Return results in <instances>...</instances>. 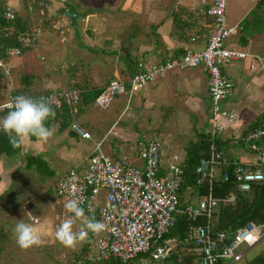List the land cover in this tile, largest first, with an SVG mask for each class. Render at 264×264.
<instances>
[{"label": "crops", "instance_id": "1", "mask_svg": "<svg viewBox=\"0 0 264 264\" xmlns=\"http://www.w3.org/2000/svg\"><path fill=\"white\" fill-rule=\"evenodd\" d=\"M119 1L0 0L2 12L7 6L15 11L19 30L23 31L19 33H28L36 28L41 30L39 57L44 59L41 60L38 54L33 53V50H25L19 58L2 59L4 65L10 69V76H3L0 69V77L6 80V86L0 87V104L12 95L22 94L38 98L54 91H67L71 88H76L81 93L92 89H104L114 80L130 79L135 74V66L139 61L157 62L173 57L180 58L187 49L193 51L205 49L211 20L204 14L201 0H141L136 6L139 11H146L147 17L142 25L141 36H139V30L134 32L128 30L134 24L133 21L126 18L118 19L121 12L114 11L116 9L114 3ZM258 2L259 0L226 1L227 24L238 29L237 35L228 41V45L247 52H250L249 49H251L250 53L264 56V30L249 37L246 47L238 45L240 24ZM46 3L48 7L45 8ZM133 5L134 3L130 6ZM128 6H125V9ZM67 11L72 15L71 26L66 28L61 35L57 24ZM125 13L126 11L123 10V14ZM114 14L119 16L116 17ZM90 25H93L90 27L93 32L89 31ZM59 37H62L66 47L63 48V53L58 56H63L66 51H70L76 57L74 63L72 62L75 70H72L73 73L71 72L73 76L71 81L67 75L68 71L66 73V70L70 68L63 67V62L60 61L62 59L56 58L55 62L51 63L52 44ZM193 38L195 41H192ZM76 41L80 43L77 45ZM82 43L87 44V47L94 48L95 52L86 49L87 47L82 46ZM122 47L126 57L141 58L134 66L132 64V68L129 60L126 72H123L121 54L117 51ZM92 59L95 62H93V66L91 65ZM105 63H113L107 71H105L106 67L102 66ZM79 65H83V68L80 69ZM223 70L235 84L234 96L226 103V107L237 116L236 124L224 131L214 130L213 117L210 112L208 77L201 68L176 70L158 78L134 96L131 108L138 118L149 112L150 115L154 114L158 120L175 119L179 123L178 128H186L188 131L195 132L197 129L204 131L211 125L212 130L205 134L216 135L221 140V146L225 151L233 154L230 156L231 160L239 164L255 165L256 154L250 152L249 145L246 144L245 139L242 141V137L243 131L264 114V74L260 70L250 71L246 62L230 63ZM107 73L108 76L106 75L105 81L102 82L101 74L104 76ZM84 80L85 82H83ZM116 101L112 106L115 105V110L118 111L122 104L119 102L115 104ZM96 106L95 102L83 105L80 100L76 112L73 111L70 117L55 118L53 116L49 119L48 127L53 129V135L47 142L37 139L32 141L27 138L20 143V151L16 155H0V182L6 185L4 193L0 195V200L3 199V196L8 195L12 187L17 184L18 180L16 177L14 180L13 174L16 173L15 176H17L18 170L25 169L24 156L41 157L49 167L72 164L69 171L85 166L88 157L92 154L93 145L86 152L83 145L84 139L72 131V125L79 124L91 135L90 140L93 141L91 134L93 130L99 131L103 128L102 120L95 118L97 116H95ZM206 106L209 108L206 109ZM206 111H209V114ZM182 112H187V115H182ZM164 114L165 116H163ZM191 116L197 120L196 125L191 124ZM205 122H207L206 125ZM115 124L116 122L106 132V135H112L115 140L113 146H108L106 151L115 158L127 157L125 156L127 154L121 155L119 149H122L123 141L125 147L128 145L129 140L125 138L129 134L125 130H117ZM220 124L226 126L224 120H220ZM201 131L195 133L196 136L200 137ZM94 134L97 133L94 132ZM136 141L139 140L136 139ZM96 144L94 142V145ZM180 146L177 144L172 145L171 148H168L167 145L164 146L163 172L167 170L173 155L180 156L183 161L186 160L188 147L184 145L180 149ZM260 148L264 151V140H262ZM234 149L241 150L239 155L242 154L245 159L236 158ZM67 174L68 172L56 179L53 187ZM37 183L39 181L36 180L20 181L18 186L20 184L25 185L24 187L30 185L28 188L35 191L34 187L38 185ZM34 193L36 192H32V194ZM35 224H39V221ZM86 245L85 253L91 246L89 232ZM74 262L75 260H72L71 264H75Z\"/></svg>", "mask_w": 264, "mask_h": 264}, {"label": "built area", "instance_id": "2", "mask_svg": "<svg viewBox=\"0 0 264 264\" xmlns=\"http://www.w3.org/2000/svg\"><path fill=\"white\" fill-rule=\"evenodd\" d=\"M227 0H201L204 14L211 20L205 49L193 51L187 49L180 58L163 61L142 60L137 64L136 73L128 80L117 79L109 83L97 96L95 103L102 110L109 109L117 97L127 98L128 105L134 96L146 86L169 72L185 68H201L208 77L210 112L215 131H224L237 122V116L229 111L226 103L234 96L235 84L223 72V68L233 62H246L249 70H260L264 74V56L231 47L228 41L237 35V27H230L226 19ZM48 4H45V8ZM6 25L16 19L15 11L7 6L3 11ZM72 15L63 14L60 27L71 26ZM59 28V29H61ZM63 35V30L60 31ZM12 30L0 23V42L11 37ZM41 30L18 33V46L4 50L7 58H19L25 50L39 51ZM195 41V38L192 39ZM43 59V58H42ZM1 73L10 76V69L0 58ZM81 92L76 88L67 91H54L38 99L49 103L53 111L67 106L72 111L80 103ZM0 104V115L6 113L12 97ZM226 122V126L220 124ZM72 131L84 140L91 135L79 124L72 125ZM1 133V132H0ZM264 140V127L250 131L245 141L256 153L255 165L230 162L214 141L209 148V156L202 159L197 174L198 184L208 183V195L189 205L185 212L187 218L196 223L206 219L207 224L214 217V212L221 205L233 204L235 196L218 199L214 197L213 185L216 182H230L229 167H235V182L240 192H250L254 184H264V151L258 144ZM105 139L98 142L81 169H72L59 180L53 190L58 203L65 204L69 199H76L84 209L86 218L101 220L106 229L99 233L89 232L91 246L78 264H97L116 260L128 263L139 257L142 264L167 263L176 246L175 239L165 236L177 222L178 192L183 183V160L173 155L168 168L162 174L164 145L153 136L147 142H139L137 153L142 166H133L127 157L114 158L103 149ZM34 223H38L34 220ZM264 233L258 226L247 224L231 240L225 233L212 234L209 225H191L188 241L192 244L193 264H217L231 258L238 262L243 254L242 246L252 247L260 242Z\"/></svg>", "mask_w": 264, "mask_h": 264}, {"label": "rangeland", "instance_id": "3", "mask_svg": "<svg viewBox=\"0 0 264 264\" xmlns=\"http://www.w3.org/2000/svg\"><path fill=\"white\" fill-rule=\"evenodd\" d=\"M119 1V0H116ZM141 0H121L119 2H115L114 5L116 9L114 11L121 12L119 15H115L116 17L119 16V20H123L126 18L134 22L129 27V31L134 32L135 30L140 32L139 36H141V29L142 25L145 21L146 11L142 12L139 11L137 8V4L140 3ZM134 5L131 7L130 5ZM129 5V6H128ZM125 6H128L125 9ZM123 10L126 11L123 14ZM153 11V9H151ZM128 13V14H127ZM124 16H123V15ZM62 18V17H61ZM72 19V18H71ZM61 20V19H60ZM61 22L59 21L57 24L58 28L60 27ZM70 27V26H69ZM93 25L89 26V31H92ZM68 27L61 28L60 30L65 31ZM264 37V34H263ZM67 39V36H65ZM64 38V39H65ZM77 45L80 42H75ZM264 45V44H263ZM82 46L87 47V44H83ZM62 37L56 38L52 44L51 48V56L52 61L51 63L55 62V59H62L60 61L63 62V67L70 68L66 70L68 78L72 70H75L73 67L72 62L74 63L76 57H74L73 53L70 51H66L63 56H58L63 53V48H65ZM41 48V47H40ZM88 50H93L94 48L87 47ZM251 52V49H249ZM41 51V49H40ZM33 52L38 54L39 52ZM79 52V50L77 49ZM118 53L121 55V62L124 68L123 72H126L128 67L129 59L124 54V48L117 49ZM75 54V53H74ZM97 56V55H96ZM41 57V56H40ZM39 57V58H40ZM41 60H44L40 58ZM116 60V58H113ZM140 57L132 56L131 62L135 64ZM50 60V57H49ZM48 60V61H49ZM59 61V60H58ZM93 59L91 61V65L93 66ZM95 63V62H94ZM113 63H105L102 66H105V71L108 70L110 65ZM61 65V66H62ZM80 69L83 68V65L80 66ZM76 68V67H75ZM112 68V67H111ZM90 71V70H89ZM88 71V73H89ZM224 72V70H223ZM73 73V72H72ZM87 73V74H88ZM263 74V72L261 71ZM108 76V73L105 74L102 78V82L105 81V76ZM71 81V78H69ZM85 82V80L83 81ZM152 84V83H151ZM6 86V80L3 77H0V87L4 88ZM41 97V96H39ZM38 97V98H39ZM117 100V101H116ZM116 103H121L122 107L115 110V105L107 110H102L95 107V118L102 120V130H93L92 140H84V147L85 151L88 152L89 148L92 146L91 152L94 148V142L98 143L101 139H105L103 143V149L106 151L108 146H113L114 137L111 135H106V132L109 130V127L112 126L115 122V127L117 130H125L129 134L126 140H129L128 145L125 147V142L123 141L122 149H119L120 152L123 154H127L128 162H130L133 166L141 167L142 162L139 159V155L137 153V147L139 142H147L149 141L152 136L157 135V137L163 142L164 146L167 145L168 148H171L172 145L177 144L178 146H187L189 147L191 143L196 142L200 137L196 136L195 133L201 131L197 129L194 131H188L186 128H178L179 123L175 119L170 120H158L155 118V115L148 112V114L144 115L143 117H137L135 115L134 110L131 108V104L128 105L127 98L117 97ZM204 100V98H203ZM209 108L206 106V109ZM209 114V111H206ZM187 113V112H186ZM182 112V115L186 116L187 114ZM2 115V114H1ZM264 115V114H263ZM262 115V116H263ZM165 116V114L163 115ZM261 117V116H260ZM197 120H195L194 116H191V124L196 125ZM207 122H205V125ZM178 126V127H177ZM211 125L207 127L204 131H201V134L208 133L211 131ZM97 133L96 135L94 134ZM200 134V135H201ZM106 136V137H105ZM105 137V138H104ZM138 139L139 141H136ZM130 146L132 147L130 149ZM180 146V149L182 147ZM236 151V158L245 159L242 154L239 155L241 150L234 149ZM106 154H109L106 151ZM238 154V155H237ZM233 155L232 153L228 156L230 157ZM25 157V156H24ZM23 157V163H24ZM117 157V156H116ZM115 158V157H114ZM72 164H65L64 166L56 167L50 166V169L54 172V176L52 178L44 179L41 176V173L38 172L35 168L32 170H18L17 176L14 173V180L17 178V184L14 185L8 193V195L3 196V199L0 200V264H71L72 260H75V264L82 260L84 254L82 250L87 243V235L85 240L78 242L74 247H65L61 243H59L55 238V229L56 227L65 219H67L71 214L67 212L64 207V204L58 203V199L56 197L55 191L53 190V184L56 179L64 175L65 173L69 172V168L72 167ZM71 170V169H70ZM16 177V178H15ZM32 180L39 181L34 187L35 191L30 190V188L24 187L25 185L20 184L18 186V182H31ZM11 187V186H10ZM9 187V188H10ZM7 188V189H9ZM23 189V191H22ZM32 192H36L32 194ZM13 195V196H9ZM1 199V198H0ZM198 198L195 194H191L190 192L187 193L185 202H196ZM58 216V217H57ZM23 219L24 222L30 223L33 225H45V231L41 236V244L38 246H32L27 249H21L15 242L12 228L17 222V220ZM33 220H38L39 224H35ZM82 228V221L80 219H76L73 223V230L79 231ZM264 232V227H263ZM174 251L178 253L182 258L186 257L187 255H191V248L186 245H179L176 246ZM240 252L243 254V257L240 261L235 262L231 258H226L222 264H249L255 257L264 253V236L260 240V242L252 247L242 246ZM78 264V263H77ZM97 264H107V263H97ZM133 264H142L141 262H134ZM159 264H167V263H159Z\"/></svg>", "mask_w": 264, "mask_h": 264}, {"label": "trees", "instance_id": "4", "mask_svg": "<svg viewBox=\"0 0 264 264\" xmlns=\"http://www.w3.org/2000/svg\"><path fill=\"white\" fill-rule=\"evenodd\" d=\"M0 23L4 27H9L12 30L11 37L4 39L0 42V58L7 59L4 50L8 47L18 46L17 34L23 32L19 30L18 19L16 17L15 21L9 25L5 24L3 18V12L0 8ZM264 30V0H259L256 7L249 13V15L241 22L239 30V41L238 45L241 47L247 46L248 38L253 36L255 33L262 32ZM185 54V53H184ZM183 54V56H184ZM182 57V56H181ZM130 60L131 68L132 62ZM135 64H133L134 66ZM137 71V64L135 66ZM72 72V71H70ZM136 73V72H135ZM30 78L29 76H27ZM70 78L73 76L70 74ZM32 79V77H31ZM102 92V88L88 90L87 92L81 93L80 100L83 105H89L94 103L97 96ZM72 110L64 106L58 111H54V117H70ZM51 119V118H50ZM264 123V116L257 118L250 126H248L243 131L242 141H244L246 135L257 127H262ZM47 126L50 125V121H46ZM30 140L35 141L36 138H30ZM215 142L217 149L222 151L224 157L230 161L228 156L230 153L225 151L224 147L221 146V140L216 135L202 134L200 138L192 143L186 151V160L182 164L183 170V183L178 192V206H177V222L175 226L169 231L165 236V239H175L180 242V245H186L191 247L192 244L188 241V232L191 225L196 226H207L209 225L211 233L214 235L218 232L225 233L227 240H231L238 234L247 224H254L259 227L263 232L264 227V184H254L248 193L240 192L237 189V184L235 182V167L230 165V182L222 183L216 182L213 185L214 197L218 199L227 198L229 195L235 196V202L233 204L223 205L221 204L214 212V217L207 224L206 219H199L196 223H192L187 216L183 213L186 208L192 204V202L184 201L186 199L187 193L195 194L196 197L202 198L208 195V183L203 182L198 184L200 179L197 174V168L202 159L209 156V148L212 143ZM262 142V141H261ZM261 142L258 144L260 147ZM247 144V143H246ZM250 152L256 153L249 148ZM20 151V144L12 145L9 142V138L3 132L0 133V155L14 156ZM237 163V162H236ZM24 168L27 170H32L35 168L41 173V177L44 179H50L54 176V172L50 169L49 165L41 157L28 155L24 158ZM163 174V169H162ZM264 233V232H263ZM87 249L83 248L82 253L84 254ZM143 257H139L134 261L128 263H122L116 260H111L106 262L107 264H133L134 262H141ZM223 261H218L217 264H222ZM167 264H193V259L191 255H187L182 258L175 251L172 253L170 260ZM249 264H264V253L255 257Z\"/></svg>", "mask_w": 264, "mask_h": 264}, {"label": "clouds", "instance_id": "5", "mask_svg": "<svg viewBox=\"0 0 264 264\" xmlns=\"http://www.w3.org/2000/svg\"><path fill=\"white\" fill-rule=\"evenodd\" d=\"M8 109L6 113L0 115V132L8 136L12 145H18L27 138L47 142L53 135V129L45 124L54 116V111L47 101L22 94L16 95L12 97ZM5 188L6 185L0 182V195L4 193ZM64 207L71 215L56 227L55 238L65 247H74L78 242L85 240L88 232L99 234L107 227L101 220L86 218L84 209L74 198L67 200ZM76 219L82 221V228L79 231L73 230ZM45 228L43 224L33 225L19 219L12 232L18 247L27 249L41 244Z\"/></svg>", "mask_w": 264, "mask_h": 264}]
</instances>
